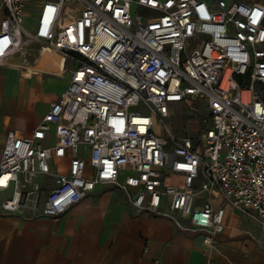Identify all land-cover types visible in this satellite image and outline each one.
<instances>
[{
	"label": "built area",
	"instance_id": "built-area-1",
	"mask_svg": "<svg viewBox=\"0 0 264 264\" xmlns=\"http://www.w3.org/2000/svg\"><path fill=\"white\" fill-rule=\"evenodd\" d=\"M0 16V66L31 76L51 50L72 74L30 135L7 133L4 214L57 220L112 186L208 240L227 206L264 226V3L0 0Z\"/></svg>",
	"mask_w": 264,
	"mask_h": 264
},
{
	"label": "crops",
	"instance_id": "crops-1",
	"mask_svg": "<svg viewBox=\"0 0 264 264\" xmlns=\"http://www.w3.org/2000/svg\"><path fill=\"white\" fill-rule=\"evenodd\" d=\"M39 64L44 63L31 76L0 66V158L8 131L30 135L69 87L71 72L58 76L51 71L60 66ZM3 200L0 196V264H264V240L229 206L224 233L208 240L171 218L137 212L112 186H98L57 220L28 210L4 214Z\"/></svg>",
	"mask_w": 264,
	"mask_h": 264
},
{
	"label": "rangeland",
	"instance_id": "rangeland-1",
	"mask_svg": "<svg viewBox=\"0 0 264 264\" xmlns=\"http://www.w3.org/2000/svg\"><path fill=\"white\" fill-rule=\"evenodd\" d=\"M42 0H32V2L33 3H35V5L36 4H38V3H40ZM229 2H231V1H233V0H228ZM238 1H246V2H255V1H259V2H264V0H238ZM30 11H34L32 8H30ZM132 12H133V15L134 16H137L138 14H142L143 12L141 11V10H139L138 8H137V6L136 5H133V9H132ZM28 24H27V27L29 28V29H32L31 27V24L29 23V22H27ZM60 61V63H61V60H59ZM61 81H62V79H60ZM263 90H264V88H262ZM176 107L174 108V109H176V110H174V117H175V119L174 120H171V125L172 126H176V127H182V125H183V123H187L186 122V117H184L183 115H182V110H181V108H180V106L179 105H175ZM178 109V110H177ZM192 127V126H191ZM190 129H193V128H190ZM180 129H177V133L178 134H180ZM156 132L157 133H161V129H160V127L159 126H157L156 127ZM171 181H173V182H177V183H179V179H177V178H172L171 179ZM249 219V218H248ZM247 219V220H248ZM242 221H245V219H242ZM248 223L249 224H252V226L254 227H256V229H257V231H256V235L258 236V237H260L261 239H263L264 240V226H261V225H259L258 223H256L255 221H253V219L251 220V219H249L248 220Z\"/></svg>",
	"mask_w": 264,
	"mask_h": 264
},
{
	"label": "bare ground",
	"instance_id": "bare-ground-1",
	"mask_svg": "<svg viewBox=\"0 0 264 264\" xmlns=\"http://www.w3.org/2000/svg\"><path fill=\"white\" fill-rule=\"evenodd\" d=\"M44 51L52 52L51 50H44ZM59 60H61V62H62L61 57L52 52V54H46V55L43 54L42 58L39 60L38 63H41V62L44 63L43 65L39 64V66L41 65V68L45 67V69H52L54 67L58 68L61 65ZM45 63H47V64H45Z\"/></svg>",
	"mask_w": 264,
	"mask_h": 264
}]
</instances>
